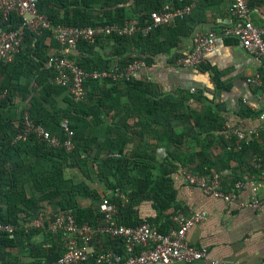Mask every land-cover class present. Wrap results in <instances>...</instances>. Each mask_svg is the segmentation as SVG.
I'll use <instances>...</instances> for the list:
<instances>
[{
	"label": "crops",
	"instance_id": "obj_1",
	"mask_svg": "<svg viewBox=\"0 0 264 264\" xmlns=\"http://www.w3.org/2000/svg\"><path fill=\"white\" fill-rule=\"evenodd\" d=\"M101 2L103 0H99V4L94 5L95 9L91 10L94 11L91 16L94 22L100 23L101 18H105L102 17V9L100 10ZM168 3L178 6L190 4L193 7L184 20L177 21L172 26H160L152 33V43L145 47L148 61H144L145 66L139 69L136 79L150 83L154 92H160L165 97L170 94L176 99H185L183 106L187 107L186 116L192 120V123L183 124L182 120L174 121L176 133L183 134V137H178L171 142H160L154 129L162 131L164 125L158 128L148 125L147 116L151 115L149 106L145 105L144 119L139 116L140 107L143 110L145 107L143 103L132 97L135 92L126 89L127 81L113 77L108 81L106 78H101L100 84L106 83L109 87L118 82L119 89L113 91L107 98L108 104L112 107L99 113V123H91L88 117L89 123L81 126H84L85 142L91 137H96V144L93 145L91 159L88 161L92 180H89L79 168L67 170L63 168L64 175H68L76 184L86 183L100 196L99 200L93 204L99 213L103 214L101 205L104 199L111 200L118 208L115 219L119 226L128 227L144 223L166 234L178 227L175 222L177 214L189 216L194 213H203L206 220L192 226L187 233V239L189 244L197 250H207L208 257L190 263L175 264H264V209L246 206L255 197L264 199V191L261 190L255 194L249 183L251 180L260 181L261 176L249 174L255 159L263 156L264 63L249 54L241 40L226 34L227 30H236L242 26V22L232 13L231 0H163L164 5ZM248 6L250 19L259 28L264 29V0H248ZM125 8L131 19H126L129 21L123 25L98 24L96 26H124L127 22H139L141 15L138 11L136 12L135 1L127 0ZM61 16L63 17V13ZM47 18L53 27H75L54 25L48 16ZM3 23L0 22V25ZM19 27L20 18L16 27L10 30L16 32L21 40L22 52L19 58L30 57L35 60L33 54H40V52L35 49L37 47L32 39L41 37H44V40L39 41L37 49L45 52V57L51 58L39 69L40 74L21 73L19 79L11 80L13 84L29 82L31 90L26 99H23L22 93H16V107L6 112V114H12L15 124L19 123L22 107L24 109L21 114L25 110L29 111L28 99L40 94V86L35 83L36 76L39 74L41 78L51 82V74L55 73L54 70L51 71V66L57 59L52 56L60 57L65 53L75 56L83 55L77 46L61 53L62 46L60 45V49L52 29L22 31ZM201 33L215 36L216 45L213 52L206 56L199 67L182 65L181 60L193 48L195 36ZM94 44L97 48L96 63L101 65V69L96 71L119 67V59L111 56L113 51L121 46L113 38ZM127 48V52L122 55L124 59L130 57L134 60L138 58L137 54L142 56L143 48L138 46ZM86 56L94 57L92 54H86ZM101 56L103 60L99 62L98 59ZM128 66L120 67V69ZM92 72L94 71H89V73ZM255 74L261 75L262 82L259 85L248 81ZM7 75L0 71L1 83L4 79L6 80ZM222 82L224 84L219 85ZM130 84L134 85V83ZM88 88L89 85H87V91ZM67 94H69L68 90H65L57 99L59 105L64 108L66 106L64 97ZM84 101L98 104L97 101L93 102L88 94ZM47 106L49 108V105ZM190 110L191 113H188ZM183 114L182 110L180 115ZM198 115L206 116L207 121L210 116L214 120L213 115L216 119L220 118L222 122H225L226 126L221 136L225 137L233 147L237 144L236 139L227 138L229 126H239L244 123L248 130H254L258 134L260 139L244 146L241 152L235 147V153L241 154L239 158L243 159V165L235 158H228V152L219 146L215 131H208L210 134L207 137L202 130L207 131L209 127L201 129L200 126H196ZM138 131L143 134L137 135ZM122 133L125 135L121 136ZM126 158L129 159L128 164L134 169L131 175H109L108 179H105L104 175H96L94 164L106 163L109 159L115 163ZM200 165H205L202 167L203 170L199 169ZM137 166L139 168H135ZM185 169L196 174L207 170L208 175H219L221 189L227 193L237 192V199L227 202L197 186H192L183 176ZM254 173L258 174V171L255 170ZM240 182L244 183L242 189L238 188ZM23 191L28 196L36 193L32 183L25 184ZM79 204L87 208L91 205L90 199L79 198ZM57 213L61 211L56 204L52 203L50 206L43 205L38 209L27 211L29 215L43 214L51 218ZM23 216L25 214L20 213L19 220ZM101 224L102 222L99 225ZM99 225H91L96 228L91 237V249L96 253L125 256L122 254L128 249L125 240L115 239L108 233L97 231ZM25 235H8L9 238L6 241L0 240V264H54L64 253L59 236L50 235V239L53 240L51 239L49 244L47 233L34 232L29 236ZM133 250L139 253L142 248L134 245ZM80 264L99 263L92 259Z\"/></svg>",
	"mask_w": 264,
	"mask_h": 264
},
{
	"label": "trees",
	"instance_id": "obj_2",
	"mask_svg": "<svg viewBox=\"0 0 264 264\" xmlns=\"http://www.w3.org/2000/svg\"><path fill=\"white\" fill-rule=\"evenodd\" d=\"M126 1L127 0H103L100 10L102 9V17H105L106 20H104L105 18H101L102 21H100V23L94 22L91 19L92 13L94 12L91 10L95 9L94 5L99 4V0H40V2H38V11L47 15L54 25L75 27L96 26L98 24L123 25L126 21H129L126 19H131L126 13ZM134 1L136 12L138 11L141 15L139 23L142 26L149 23L150 14L153 10H161L164 6L163 0ZM62 13L63 17L61 16ZM18 22L19 17L10 13L6 21L0 25V29H5L6 31L13 30ZM154 31L147 36H143L139 33L133 36L112 35L99 37L97 39V44L104 41V39L113 38L117 44L121 46V48L115 49L111 56L119 59V67L128 66L136 60L146 62L148 60L146 59L147 52L145 47H148V45L152 43L151 36ZM32 40L34 45L38 48L39 41L44 40V37L40 39L33 38ZM58 45L60 46L59 43ZM126 46L129 47V49L130 46L143 48L141 52L142 56L137 54L138 58L134 60L130 57L124 59L122 55L128 50ZM37 48L35 49L39 51L40 54H33L35 60H32L30 57L24 59L21 57L19 58L22 52L20 50L14 56L12 62L0 63V71L8 74L6 80L4 79L3 83L0 82V90L6 89L5 97L0 99V223L3 225H18L22 220L34 219L38 215H29L27 214L28 210L38 209L43 205L50 206V203H52L56 204L59 211L72 213L79 225L85 223L99 225L104 221V215L99 213L94 208L93 204L99 200L100 196L86 183H74L68 175H64L63 168H65V170L79 168L89 180H92L88 168V161L91 159V152L93 150V145L96 144V137H91L85 142L84 126H81L82 124L86 125L89 123L88 117L93 124L100 122L99 113L112 107V105L110 106V104H108L107 98L113 91L119 89V83L115 82V85L108 87L106 83L100 84V79L89 78L87 82V85H89L87 94L93 102L97 101L98 104H91V102H85L84 100L75 101L69 93L64 97V102L66 104L64 108L59 105L57 99L67 88L41 78L39 69L42 68L44 63H47L51 57H45L46 53L41 52V50ZM77 49L81 51L83 55L75 56L65 53L61 54L60 57H68L75 60L86 72L101 69V65L97 64V60L95 59V52L97 50L96 44L80 41L77 44ZM86 54H92L94 57H87ZM52 57L54 59L58 58L55 55ZM102 60L103 57H99L98 61L102 62ZM53 70L55 71L54 63L53 66H51V71ZM21 73H24V75L39 73L38 76H36L35 83L40 86V94L39 96L34 95L32 98L28 99V109L31 118L36 123H41L47 130L57 134L62 141L65 140V135L61 123L63 119L67 118L71 128H73L75 132V147L72 151H67L64 147H48L45 142L40 141V139L33 134L25 140L16 138L17 134L22 129L21 113L24 107H22L20 111L18 124L14 123L11 116L12 114H6V112L10 111L12 107H16V93H22L23 99H26L31 92L29 82L25 84H18L15 82L13 84L11 81L12 79H19ZM55 74L56 72L52 73L51 77ZM109 78L111 77H106V80H110ZM127 83L128 87L126 89L135 92L132 97L143 103L144 107L145 105L146 107L149 106L151 115L147 116L148 125L156 126L157 128L160 125H164L162 131L154 129L160 142H171V140H175L178 137H183V134L176 133L173 123L177 120L179 122L182 120L183 124L192 123V120H189L186 116L187 107L183 106L185 99H176L174 98L175 96L170 94H167L165 97L160 94V92H154L150 83L136 78L127 81ZM130 83H134V85ZM223 84V82L219 83V85ZM47 105H49V108ZM146 107L145 110L140 107L141 112L139 116H141L142 119H144ZM182 110L184 114L180 115ZM188 113H191V110ZM205 117L198 115L196 126H200L201 129H205L206 126H208L209 129L207 131L202 130L203 133L207 134V137L210 134L208 131H215L219 146L228 152V158H235L243 165V159L241 160L239 158L241 154L235 153L236 150L231 146V143L227 142L226 138L221 136L226 123L222 122L220 118L216 119L213 115L212 117L214 120L210 116L207 121ZM166 122L167 124H165ZM124 135L123 133L121 134V136ZM230 147H232V149H230ZM128 161L129 159L126 158V160L113 163L112 160L109 159L106 163L94 164L96 175H104L103 177L105 179H108L107 177H109V175H131L134 169L128 164ZM182 164L186 165L189 163ZM200 166L199 169L201 168V170H203L204 168L202 167L205 165ZM135 168L139 167L137 166ZM251 168L250 172L254 173V166L252 165ZM113 170H115L114 173ZM208 172L209 171L204 170L200 173L207 174ZM29 183H32L36 190V193L32 196L26 195L23 191L24 185ZM79 198L90 199L91 205L87 208L81 207ZM20 213L25 214L21 220H19ZM141 224L144 223H138L128 227H136ZM93 229L92 234L95 233V226H93ZM16 234L25 235L23 231H17L12 236ZM30 234L31 233H26L25 236H29ZM47 235L50 244V241L53 240L52 238V240L50 239L51 233ZM7 238H9L8 234L0 232V240L6 241ZM122 254H124V252Z\"/></svg>",
	"mask_w": 264,
	"mask_h": 264
},
{
	"label": "built area",
	"instance_id": "obj_3",
	"mask_svg": "<svg viewBox=\"0 0 264 264\" xmlns=\"http://www.w3.org/2000/svg\"><path fill=\"white\" fill-rule=\"evenodd\" d=\"M38 2L40 0H0V22H5L8 15L13 13L20 18L19 29L22 31L24 29L29 31L52 29L56 40L62 46L61 53L76 47L80 41L94 44L99 37L104 36H130L136 33L147 36L160 26H172L177 21L184 20L193 7L190 4L181 6L173 3L165 4L161 10L151 12L149 23L144 26L138 21H131L124 26L53 27L47 16L38 11ZM231 10L233 15L242 22V26L236 30H227L226 34L241 40L246 51L264 63V29L263 27L259 28L250 19L248 0H231ZM16 34V32L0 29V63L11 62L20 51L21 40ZM215 45L216 38L213 34L196 35L191 52L180 63L189 67H199L206 56L213 52ZM143 66H145L144 61L136 60L124 69L114 67L109 70L89 73L83 70L77 62L66 57H58L54 61L56 74L51 77V82L65 86L75 101H82L86 98L89 78L113 77L130 81L137 78V72ZM248 81L259 85L262 78L260 74H255ZM5 95L6 91L0 90V99ZM21 124L22 129L17 134V139L25 140L33 134L40 141L45 142L48 147H64L67 151H72L75 147V132L67 119H63L61 123L65 135L64 141L57 134L47 130L41 123H36L28 110L23 112ZM227 138L236 139L235 147L238 151L260 139L258 134L254 130H248L244 123L239 126H229ZM254 169L258 171V174L250 173L249 175H261L260 181L251 180L249 183L253 192L257 194L261 190L264 191V148L263 156L254 161ZM183 176L192 186H197L218 199L231 202L238 197L237 192L227 193L221 189L220 177L217 174H196L185 169ZM243 187L244 183L240 182L238 188L242 189ZM246 206L264 209V199L255 197ZM101 211L104 214V221L99 225L97 231L108 233L115 239H124L128 248L124 253L125 256L113 253H96L91 249L93 226L79 225L74 216L66 212L57 213L52 218L39 214L34 219L22 220L18 225L0 223V232L10 236L20 230L24 233L43 232L59 235L64 253L54 264H80L91 259L99 264H175L190 263L208 257L207 250H197L189 244L187 239L189 229L206 220L203 213H194L189 216L182 213L177 214L175 222L178 227L165 234L149 224H141L136 227L119 226L115 219L118 208L109 199H104ZM134 245H139L142 250L139 253L135 252Z\"/></svg>",
	"mask_w": 264,
	"mask_h": 264
},
{
	"label": "rangeland",
	"instance_id": "obj_4",
	"mask_svg": "<svg viewBox=\"0 0 264 264\" xmlns=\"http://www.w3.org/2000/svg\"><path fill=\"white\" fill-rule=\"evenodd\" d=\"M66 119V118H65ZM143 134V132H141V131H138L137 132V135H142Z\"/></svg>",
	"mask_w": 264,
	"mask_h": 264
}]
</instances>
